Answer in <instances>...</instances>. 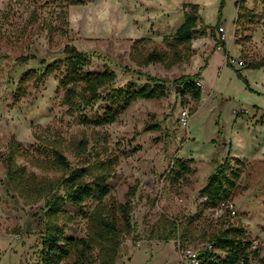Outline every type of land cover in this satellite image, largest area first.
I'll use <instances>...</instances> for the list:
<instances>
[{
    "label": "rangeland",
    "instance_id": "obj_1",
    "mask_svg": "<svg viewBox=\"0 0 264 264\" xmlns=\"http://www.w3.org/2000/svg\"><path fill=\"white\" fill-rule=\"evenodd\" d=\"M241 4L256 15L246 31L236 26ZM184 5L196 6L199 26L207 33L217 25L226 29L222 51L213 53L214 41L199 38L192 42L193 56L187 63L170 70L139 64L132 43L147 39V51L163 50V37L172 34L189 11ZM219 34L224 41V33ZM67 45L89 57V72L112 71L114 88L129 83L141 87L153 78L166 82L168 97L137 101L115 123L102 128L81 126L80 114H67L54 78L38 85L31 82L16 97L19 79L39 69L41 61L61 59ZM24 58L30 60L21 61ZM262 59L264 5L253 0H87L78 6H68L65 0H0V154L14 138L26 150L16 164L29 174L51 179L60 173L37 167L38 146L58 147L73 167L90 159L76 157L71 150L82 139L88 141L89 151L105 145L108 155L117 156L106 203L130 201L132 229L121 239L115 264H179L187 252L197 253L204 246L203 233L226 221L245 229L260 249L251 264H261L264 65L246 66ZM201 67L202 99L194 104L179 96L176 80ZM98 106L82 115L91 117ZM146 127L155 129L145 131ZM174 159L193 160L195 174L172 186L166 176ZM235 159L242 163V173L228 205L230 213L225 208L204 210L199 191L214 171V162ZM42 207V200L29 202L6 192L0 160V264H39ZM92 207L88 203L81 209ZM81 209L66 206L74 220L65 226V238H84Z\"/></svg>",
    "mask_w": 264,
    "mask_h": 264
},
{
    "label": "trees",
    "instance_id": "obj_2",
    "mask_svg": "<svg viewBox=\"0 0 264 264\" xmlns=\"http://www.w3.org/2000/svg\"><path fill=\"white\" fill-rule=\"evenodd\" d=\"M65 1L68 6L87 2ZM253 1L254 4L264 5V0ZM183 8L189 11L185 13L182 24L172 34L163 37V50L156 47L147 51V39L135 40L132 43V53L139 64L161 65L170 70L189 62L193 56L192 42L196 39L209 37L220 49L225 45L218 32L219 25L207 33L206 28L199 26L196 6L184 5ZM255 17L254 9L249 10L241 4L236 26L246 31L254 24ZM62 55L61 59L52 62L41 61L38 63L39 69H32L23 75L17 84L16 97L23 93L31 82L38 85L54 78L58 90L62 93L61 102L67 114L71 117L80 114L79 125L94 128L112 125L137 101H160L168 97L166 82L147 78L141 87L129 83L124 87L114 88L115 74L108 69L97 73L89 72L87 68L90 62L87 55L69 45L63 48ZM28 60L30 59L24 58L21 61ZM263 65L264 59L248 63L246 68H258ZM202 71L201 67L195 74L176 80L180 85L179 96L182 99L188 97L194 104L201 101L202 90L198 80ZM97 104L98 111L94 115H82ZM153 129L155 127H146L145 131ZM88 146L86 139L72 144L71 150L76 157L90 158L79 167H73L56 146H38L35 149L38 154L35 159L37 167L45 172L60 173L56 179L29 174L18 166L16 159L23 157L26 150L14 138L7 143L6 151L0 154L5 170L6 192H15L29 202L43 201L41 210L44 221L41 228L39 264H115L121 239L132 229L130 201L124 204L106 203L110 194L108 180L118 166V157L108 155L105 145L92 151L88 150ZM193 163V160L174 159L166 176L170 184L173 186L183 183L193 176ZM214 163V171L199 191L203 200L202 207L204 210L225 208L228 211V205L234 198L240 181L242 163L236 159ZM88 203L93 205L92 209L83 211L81 208ZM66 206L82 210L80 216L86 223L84 238H65V226L74 220L67 213ZM201 239L204 246L195 253L197 264H251L259 258L260 249L253 246L245 229L229 221L216 230L203 233ZM259 262L264 264V258Z\"/></svg>",
    "mask_w": 264,
    "mask_h": 264
},
{
    "label": "built area",
    "instance_id": "obj_3",
    "mask_svg": "<svg viewBox=\"0 0 264 264\" xmlns=\"http://www.w3.org/2000/svg\"><path fill=\"white\" fill-rule=\"evenodd\" d=\"M219 32L220 33L223 32V28H219ZM237 64L242 67L243 66V61H240L239 60L237 62ZM241 112H243V111L241 110ZM246 113H248V112L246 111ZM182 262H189L190 264H197L196 257H195V253L187 252V255L185 257V260L182 261Z\"/></svg>",
    "mask_w": 264,
    "mask_h": 264
},
{
    "label": "crops",
    "instance_id": "obj_4",
    "mask_svg": "<svg viewBox=\"0 0 264 264\" xmlns=\"http://www.w3.org/2000/svg\"><path fill=\"white\" fill-rule=\"evenodd\" d=\"M219 28H223L222 26H220L219 25ZM223 33H224V44L226 45V43H227V40H226V29H224L223 28ZM234 36V35H233ZM222 50L220 49V48H215V50L213 49V53H215V52H217V53H220ZM224 61L225 62H228V57H225L224 58ZM208 64H209V61H208ZM199 84V83H198ZM201 85V84H200ZM201 87H203L202 85H201Z\"/></svg>",
    "mask_w": 264,
    "mask_h": 264
},
{
    "label": "water",
    "instance_id": "obj_5",
    "mask_svg": "<svg viewBox=\"0 0 264 264\" xmlns=\"http://www.w3.org/2000/svg\"><path fill=\"white\" fill-rule=\"evenodd\" d=\"M178 90H179V87L176 88V92H178Z\"/></svg>",
    "mask_w": 264,
    "mask_h": 264
}]
</instances>
